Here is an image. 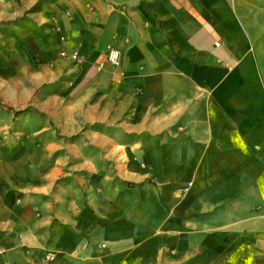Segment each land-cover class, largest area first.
<instances>
[{"label": "crops", "instance_id": "0c3cea01", "mask_svg": "<svg viewBox=\"0 0 264 264\" xmlns=\"http://www.w3.org/2000/svg\"><path fill=\"white\" fill-rule=\"evenodd\" d=\"M20 18L24 61L68 57L34 107L95 128L0 158V264H264V0H0Z\"/></svg>", "mask_w": 264, "mask_h": 264}, {"label": "rangeland", "instance_id": "374dc122", "mask_svg": "<svg viewBox=\"0 0 264 264\" xmlns=\"http://www.w3.org/2000/svg\"><path fill=\"white\" fill-rule=\"evenodd\" d=\"M48 32H40L36 25L26 18L20 20H10L0 23V102L4 105V111L0 112V158L12 152H21L22 150H31L34 145H39L41 149L52 146L57 142L58 150L56 157L64 153L69 145L75 149L81 144L75 145V139L84 131H90L95 126H84L82 131L76 137L67 139L66 128L56 127L49 121V112L41 111L34 107V90L38 81L41 82V95L37 97L42 103L48 102L50 89L63 88L66 79L63 61L68 58L64 52L58 54L61 60L56 64L55 59L52 62L39 64L36 66L35 58L23 60L24 47L22 42L26 37H36L45 49L49 51ZM23 47V48H22ZM30 52L31 49H25ZM32 56V55H31ZM76 60L75 56L69 57ZM63 63V64H62ZM61 70L62 78L57 83H52L49 76H54L56 70ZM34 75L37 79H34ZM60 97H65L62 95ZM61 110V112L65 111ZM22 110H25L23 113ZM73 115L80 112L72 110ZM72 119V118H71ZM51 124V125H50ZM77 128H70L74 132ZM109 128H106L108 130ZM54 136V137H53ZM122 137V136H120Z\"/></svg>", "mask_w": 264, "mask_h": 264}, {"label": "built area", "instance_id": "2783aa9c", "mask_svg": "<svg viewBox=\"0 0 264 264\" xmlns=\"http://www.w3.org/2000/svg\"><path fill=\"white\" fill-rule=\"evenodd\" d=\"M109 56H110V61H111V63H112L113 65H118V63H119V56H120L119 51L110 48V49H109Z\"/></svg>", "mask_w": 264, "mask_h": 264}, {"label": "trees", "instance_id": "16d2710c", "mask_svg": "<svg viewBox=\"0 0 264 264\" xmlns=\"http://www.w3.org/2000/svg\"><path fill=\"white\" fill-rule=\"evenodd\" d=\"M3 107H4V105L1 104V102H0V112H1V111H4Z\"/></svg>", "mask_w": 264, "mask_h": 264}]
</instances>
